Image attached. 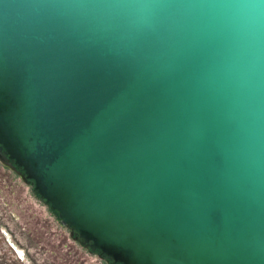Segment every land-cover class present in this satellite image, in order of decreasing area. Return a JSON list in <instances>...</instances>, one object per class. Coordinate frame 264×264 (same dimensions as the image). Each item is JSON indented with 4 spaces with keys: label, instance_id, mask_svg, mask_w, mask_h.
<instances>
[{
    "label": "water",
    "instance_id": "water-1",
    "mask_svg": "<svg viewBox=\"0 0 264 264\" xmlns=\"http://www.w3.org/2000/svg\"><path fill=\"white\" fill-rule=\"evenodd\" d=\"M0 163L119 264H264V0H0Z\"/></svg>",
    "mask_w": 264,
    "mask_h": 264
},
{
    "label": "rangeland",
    "instance_id": "rangeland-1",
    "mask_svg": "<svg viewBox=\"0 0 264 264\" xmlns=\"http://www.w3.org/2000/svg\"><path fill=\"white\" fill-rule=\"evenodd\" d=\"M70 228L31 183L0 164V264H105L73 242Z\"/></svg>",
    "mask_w": 264,
    "mask_h": 264
},
{
    "label": "flooded vegetation",
    "instance_id": "flooded-vegetation-1",
    "mask_svg": "<svg viewBox=\"0 0 264 264\" xmlns=\"http://www.w3.org/2000/svg\"><path fill=\"white\" fill-rule=\"evenodd\" d=\"M9 161L11 163H13L12 159L9 158ZM1 164V163H0ZM2 165V164H1ZM3 166V165H2ZM15 166V170H11L5 166V168H7L8 170H10L12 173H14L20 180H22V178L20 177V175L18 174V172L22 173V170L21 168L18 166V165H14ZM23 181V180H22ZM25 182H28V183H31L32 182L28 179H25ZM71 229V228H70ZM68 236L73 240L74 243L78 244L81 248H83L84 250H86L87 252L89 253H95L98 258L103 261L105 264H119L118 262H115L113 261L109 256L103 254V253H100L97 249H94V250H90L88 247H87V244L84 243L82 241V239L80 237H78L75 233H72L71 230L69 231L68 233Z\"/></svg>",
    "mask_w": 264,
    "mask_h": 264
},
{
    "label": "built area",
    "instance_id": "built-area-1",
    "mask_svg": "<svg viewBox=\"0 0 264 264\" xmlns=\"http://www.w3.org/2000/svg\"><path fill=\"white\" fill-rule=\"evenodd\" d=\"M11 246V245H10ZM12 247V246H11ZM13 249V251L15 252V254H16V256L17 257H19V256H21V254H19V251L18 250H15L14 248H12Z\"/></svg>",
    "mask_w": 264,
    "mask_h": 264
},
{
    "label": "bare ground",
    "instance_id": "bare-ground-1",
    "mask_svg": "<svg viewBox=\"0 0 264 264\" xmlns=\"http://www.w3.org/2000/svg\"><path fill=\"white\" fill-rule=\"evenodd\" d=\"M18 251H19V254H21V256H19V257H17V258H18V259H20V257H21V258H24V257H22V256H24V252H22V251L19 250V249H18ZM20 260H21V259H20Z\"/></svg>",
    "mask_w": 264,
    "mask_h": 264
}]
</instances>
